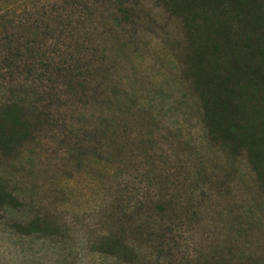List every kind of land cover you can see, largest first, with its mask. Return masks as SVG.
I'll return each mask as SVG.
<instances>
[{
	"label": "trees",
	"instance_id": "obj_1",
	"mask_svg": "<svg viewBox=\"0 0 264 264\" xmlns=\"http://www.w3.org/2000/svg\"><path fill=\"white\" fill-rule=\"evenodd\" d=\"M5 1L10 10L21 2ZM156 1L181 29V39L172 48L178 75L195 96L206 137L230 158L244 153L260 198L249 196L235 209L216 207V219L206 220L207 207L215 196L224 194L221 182L212 183L205 172L194 181L179 176L175 171L179 167L170 174L161 168L160 175L147 177L139 191L113 171L116 189L96 209L97 222L77 225L62 213L46 211L10 223L12 231L18 237L58 240L54 257L58 264H264V0ZM103 2L110 5L111 27L132 21L133 8L127 0ZM96 4L95 0H45L36 6L76 11L93 24L99 23ZM47 40H30L35 47L27 53L26 39L10 38L1 68L10 72L42 68L55 76L66 93L79 98L89 88L99 90L104 96L101 122L116 123L117 117L118 122L123 103L117 91L109 95L105 91L107 68L101 67L106 51L114 45L100 40L107 46L97 44L91 59L83 61L84 54L75 55L70 49L73 42L65 45L61 37L55 43ZM49 44L55 45L50 49ZM49 116L44 111L28 117L18 101L0 105V155L18 151ZM92 122L97 123L91 121L88 132L95 135L99 128ZM204 186L211 192H204ZM22 201L0 182V212Z\"/></svg>",
	"mask_w": 264,
	"mask_h": 264
},
{
	"label": "rangeland",
	"instance_id": "obj_2",
	"mask_svg": "<svg viewBox=\"0 0 264 264\" xmlns=\"http://www.w3.org/2000/svg\"><path fill=\"white\" fill-rule=\"evenodd\" d=\"M95 1L99 23L92 24L76 11L36 6L45 0H21L15 10L0 0V105L21 102L28 117L50 113L48 122L18 151L0 155V182L23 200L0 212V264H58L54 259L58 240L18 237L10 223L46 211L62 213L77 225L97 222L96 209L116 189L113 171L139 191L147 177L160 175L161 168L170 174L179 167L175 170L179 176L194 181L205 172L212 183L221 182L224 194L207 207L206 220L216 219V207L235 209L249 196L260 198L244 153L230 158L205 135L195 96L178 75L172 49L181 39L178 22L156 0H127L132 21L111 27L109 3ZM36 37L49 43L58 37L65 45L73 42L70 49L84 54L83 61L91 59L97 44H113L101 67L107 68L105 91L108 95L117 91L123 103L120 121L117 117L116 123L101 122L104 96L99 90L89 88L79 98L66 93L42 68L31 72L1 68L10 38L26 39L23 49L29 53L35 47L30 40ZM103 39L107 44L100 45ZM54 45L49 44L50 49ZM94 120L99 128L95 135L88 132ZM105 128L109 131L101 137ZM203 191L211 189L204 186Z\"/></svg>",
	"mask_w": 264,
	"mask_h": 264
}]
</instances>
